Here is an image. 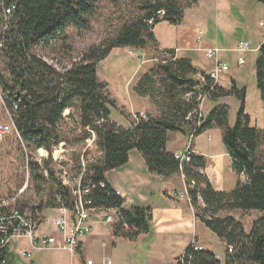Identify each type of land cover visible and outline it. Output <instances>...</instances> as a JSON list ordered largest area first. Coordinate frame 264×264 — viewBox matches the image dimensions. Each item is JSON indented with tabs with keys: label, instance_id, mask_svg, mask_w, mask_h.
Instances as JSON below:
<instances>
[{
	"label": "trees",
	"instance_id": "obj_1",
	"mask_svg": "<svg viewBox=\"0 0 264 264\" xmlns=\"http://www.w3.org/2000/svg\"><path fill=\"white\" fill-rule=\"evenodd\" d=\"M197 2L138 0V11L111 38L89 48L69 67L58 71L31 54V50L38 45L64 41L67 28L87 31L97 14L98 0H4L5 6L13 4L16 10L2 54L8 74L5 79L0 73L2 91L8 98V106L11 102L18 105L14 125L24 146L48 153V160L41 165L31 164L35 179L51 185L45 210L60 205L70 207L73 202L70 191L60 186L51 167L52 152L61 144L64 149L76 148L94 139L93 146L100 156L92 164H84L82 186L89 179L96 184L105 182V174L126 165L133 150L141 154L150 174L162 178L180 174L179 163L174 154L166 150V143L169 133L180 132L186 136L185 117L196 108V103L185 102L183 97L195 90L197 83L193 76L198 70L189 60H174L173 53L168 52L171 58L158 67L163 86L159 96L161 115L146 117L132 128L124 129L110 119V110L115 106L109 99L107 85L98 80L97 67L115 49L145 51L149 47L157 48L154 27L161 22L181 25L185 11ZM145 80L150 82V76L146 75ZM255 86L264 102V48L255 61ZM140 94L145 96L149 91L142 90ZM245 94V89L238 90L234 84L229 91L215 86L210 100L216 102L234 96L240 102L235 124L228 127L227 107L216 106L196 134L221 130L222 143L237 177L234 189L225 193L212 188L207 178L199 173L205 168L203 157L191 156L190 163L182 168L186 182L196 184L188 190L195 217L226 245L223 264H264V130L250 125L249 116L245 114ZM70 124L73 128H69ZM75 131L77 136H74ZM9 136L20 144L15 135ZM75 163L76 176H79L83 170L82 161L77 159ZM241 173L247 183L241 182ZM198 194L204 208L198 207ZM92 203L95 207L119 210L121 221L112 229L115 237L135 241L139 235L150 232L147 212L139 208L124 210L123 200L108 186L105 190H94ZM43 208L38 207L39 211ZM234 211H259L263 216L253 222L249 233H245L242 225L232 217L220 216ZM122 223L131 230L123 233ZM227 246L233 247L231 254ZM185 252L190 253L191 264H221L209 251L194 253L187 247ZM9 258L5 250L0 264Z\"/></svg>",
	"mask_w": 264,
	"mask_h": 264
},
{
	"label": "crops",
	"instance_id": "obj_2",
	"mask_svg": "<svg viewBox=\"0 0 264 264\" xmlns=\"http://www.w3.org/2000/svg\"><path fill=\"white\" fill-rule=\"evenodd\" d=\"M247 2L250 3L248 4ZM187 12L188 16H190L188 20L189 33L193 32L189 39L190 45L192 44L191 47L186 45L184 48H178L174 45L175 41L180 39L181 33L176 32L175 39L168 35L157 37L154 33L156 28L162 23L169 25L166 22L157 24L153 29V35L157 44L156 49L159 52L169 56L171 54L168 52H172L174 60H189L198 72L209 73L215 66V62L210 60L212 61V69L206 70L204 68L205 64L199 60L200 57L197 55L203 53L205 56L204 50L209 48L221 50L219 60L223 62L224 56L226 55L227 57L228 54L237 55L238 59L239 55L234 52V49L241 42L250 41L254 48L264 39V27H259V23L264 22L261 21L264 20V0H245V3L244 0H208L203 8H201V0H198L197 5L185 11L182 24L187 22ZM198 30L203 32L200 42L196 40ZM245 54H254L257 58L258 53ZM245 54L242 55L243 58ZM236 65L238 68L244 66H239L237 63ZM252 73L255 77V64L252 67ZM220 77L217 87L224 91H229L232 84L238 90H247L243 81L240 78H236L235 75L230 77V86L228 87L220 85ZM222 99L217 101L216 106L222 105ZM246 100L247 97L245 95V114L247 108ZM256 106L259 114H264V102L261 100L259 92L256 98ZM215 107H212L205 114L208 115ZM247 114L252 127L264 130L263 118L261 119V127H257L258 119H255L253 126L252 117L249 113ZM116 124L124 129H130L134 125L132 122L129 127L122 126L119 123ZM212 130H209V132ZM209 132L205 131L204 133ZM204 133L194 138L192 144L194 155L204 158L205 168L202 170L203 176L207 178L212 188L218 192L229 193L234 189L237 182V177L231 167V159L223 143L225 152L221 148L214 154L209 152L210 149L207 153L199 151V147L196 148L194 142ZM177 134L186 138L185 134L180 132L169 133L166 143V150L169 153L175 154L179 152V148L183 145L180 144V147L173 148L174 142L177 140L175 137ZM226 159L234 177L228 176L226 170L224 171ZM224 174L227 175L226 179ZM104 180L107 186L123 200L122 208L124 210L139 208L147 212L150 232L139 235L135 241H129L121 237H115L110 225L97 223V220L93 219L94 224L91 234L81 240L80 257L82 260L90 259L94 264H103L105 259H110L111 264H168L180 257L195 238L203 250L212 253L221 264L224 263V255H219L216 249H213L219 243L224 248V243L205 228L194 217L193 211L186 201L177 196L180 194L181 188H183L180 174L172 175L169 178L150 174L141 154L133 150L129 153L127 164L119 169L107 172ZM172 182L174 185H178L179 188L174 189ZM225 182L229 184V187H225ZM49 212L53 213L54 210L47 209L43 215L47 216ZM222 216L227 215L223 214ZM205 230L214 235L217 242L203 240L201 235L204 234L203 231ZM40 233L53 235L56 238L60 236L52 225L39 226L36 234ZM14 243L21 245V249H28V241L26 239H21ZM8 253L11 258L4 264L13 262L10 246ZM18 259L20 262L22 261V264H69V256L65 252L59 251L38 252L29 260H22L24 258L18 255Z\"/></svg>",
	"mask_w": 264,
	"mask_h": 264
},
{
	"label": "rangeland",
	"instance_id": "obj_3",
	"mask_svg": "<svg viewBox=\"0 0 264 264\" xmlns=\"http://www.w3.org/2000/svg\"><path fill=\"white\" fill-rule=\"evenodd\" d=\"M207 1L201 0V8H203ZM247 3L249 4L250 2ZM137 6L138 0H98L97 14L90 22L87 31L78 32L67 28L65 30L64 41L49 43L47 46L38 45L31 50V54L40 58L48 65L53 66L58 71H62L64 68L69 67L71 63L77 60L89 48L99 46L105 40L111 38L121 25L138 11ZM189 19L190 16H188L187 12L186 23H181L182 25L179 26L162 23L156 28L154 33L157 37L168 35L172 36L173 39H175L177 33H181L180 39H177L174 45L178 48H184L186 45L191 47L192 44L190 45L189 39L193 32L189 33ZM134 52L137 55L139 54V57L134 56ZM197 55L200 57L199 60L205 64L204 68L206 70L212 69V61L205 58L203 53ZM170 58L169 55L159 52L154 47H149L145 51L121 48L113 50L104 61L98 64V80L107 85L106 91L109 99L114 102L115 107L110 110V119L113 122L129 127L131 122L134 123L132 119L133 114H137V112H143L147 117L153 118L161 115L159 107L161 97L159 96L163 86L161 82L162 74L158 67L168 62ZM244 59L246 60V64L242 68H238L236 65L237 55L228 54L227 57L226 55L224 56L222 61L227 64L229 70L220 77V85L224 87L230 86V77L232 75L243 81L248 90H246L247 94H245L247 97L246 115L249 113L252 117L253 126L255 119H258L256 126L261 127V119H264V114H259L256 106L258 91L256 90L255 77L252 73L256 57L254 54H245ZM0 73L5 79H8L6 60L4 58L0 62ZM146 75L150 76V82L145 80ZM142 90L149 91V94L145 96L141 95ZM217 103V101L209 99L205 105V113L212 107H215ZM221 104L228 109L227 126L231 128L235 124L240 102L236 97L230 96L223 98ZM65 115H68V111ZM69 128H73L72 124L69 125ZM77 135L78 132L75 131L74 136ZM175 137L177 140H175L173 148H178L181 146L180 144H183L179 148V152H182L185 148L184 143H187V137L185 138L178 134ZM15 139L8 136L0 145V202L4 201L10 206H18L19 208H43L50 200L51 185L41 180H36L34 177L35 174L31 164L37 163L39 154L37 150L20 145ZM221 140V130L215 129L209 133H204L194 143L196 148L199 147V151L207 153L210 149L209 152L214 154L220 148L225 152ZM63 146L64 144H61L53 150L51 167L57 169V163L54 162V159L58 160L59 158L61 164L68 166L73 177H77V165L75 163L77 159L89 165L100 156L94 146L88 147V150H85L86 143L76 148L67 147V149H64ZM225 170L228 176L234 177L231 169L228 167L227 159L224 166ZM227 175L224 174L225 179ZM224 185L226 188L229 187V184L226 182ZM172 187L174 189L179 188L173 182ZM182 187L180 194L184 192V185ZM45 211L43 208V214ZM48 215H53V213L49 212ZM224 215L234 218L235 221L242 225L244 232L248 233L253 222L261 218L263 213L259 211H234L224 213ZM203 232L204 234L201 235L203 240L217 242L214 235L209 233L208 230ZM10 247L13 258L11 264H22V261L20 262L18 259L22 246L13 241ZM213 249H216V252L223 256L226 251V245L223 248L219 243ZM22 258H24L22 260L28 259L26 256Z\"/></svg>",
	"mask_w": 264,
	"mask_h": 264
},
{
	"label": "built area",
	"instance_id": "obj_4",
	"mask_svg": "<svg viewBox=\"0 0 264 264\" xmlns=\"http://www.w3.org/2000/svg\"><path fill=\"white\" fill-rule=\"evenodd\" d=\"M15 10L16 7L13 4L5 6L4 0H0V62L3 60V49L7 41ZM160 15H163V13H160ZM149 24H151V22ZM259 27H264V22H260ZM202 35L203 32L198 30L196 37L197 42H200ZM262 48H264V39L254 48L250 41L241 42L234 49V52L239 55L237 64L239 66L245 64L246 61L242 57L243 54L258 53ZM204 53L207 59L215 62V66L209 73L197 72L193 76V80L197 83L195 90L187 92L183 97L185 102L194 101L196 103V108L185 117L187 137L185 148L182 152L174 154V159L179 163L180 176L184 185V192L177 196L186 201L193 211L194 217L195 209L192 205L188 190L194 188L196 184L194 181L186 182L182 168L184 165L190 163L191 156L194 155L192 144L207 116L205 114L206 102L209 100V96L213 92L215 86H217L220 75L229 70L227 64L219 60L221 50L209 48L204 50ZM133 55L139 57V54L137 55L135 52ZM1 81L2 79L0 77V145L6 137L13 134L17 137L20 144L24 146L14 125V117L18 111V105L15 104V102H11L10 106L7 105L8 98L2 91ZM132 117L134 121L133 124L135 125L140 120H145L147 116L143 112H137V114H133ZM93 143V138L86 141L85 150L93 146ZM37 152L39 154L37 164L41 165L43 161L48 160V153L42 149L37 150ZM60 161L59 158L58 160L54 159V162L57 163V169H53L55 173L54 176L62 188L70 191L73 198L72 205L70 207L60 205L52 209L54 210L53 215L45 216L42 211H39L38 207L19 208L18 206H10L7 202L1 201L0 257L5 250L8 251L13 241L26 239L28 241V249H20L19 255L21 257H28V260L38 252L59 251L65 252L69 256V264H94L92 260H82L80 257L81 240L85 236L91 234L94 224L93 219H96L97 223L110 225L112 229L121 221L118 209L93 206L92 196L94 190H105L107 186L105 182L96 184L89 179L85 182V185L82 186L81 178L85 172L84 163L82 162L83 170L81 174L77 177H73L68 166L61 164ZM199 173L203 175L202 170H199ZM240 180L243 183H247V179L243 173L240 174ZM57 200L60 202L59 199ZM196 201L198 207L204 208L199 194L196 196ZM41 225L54 226L55 230L60 234L59 238L45 233L36 234L38 227ZM130 230L131 229L126 224L122 223L121 231L123 233H127ZM188 247H190L191 252L194 253L204 251L195 238ZM227 252L231 254L233 252V247L227 246ZM103 264H111V260L105 259ZM168 264H191V255L190 253L184 252L180 257Z\"/></svg>",
	"mask_w": 264,
	"mask_h": 264
}]
</instances>
